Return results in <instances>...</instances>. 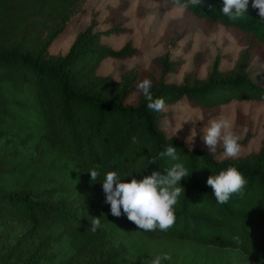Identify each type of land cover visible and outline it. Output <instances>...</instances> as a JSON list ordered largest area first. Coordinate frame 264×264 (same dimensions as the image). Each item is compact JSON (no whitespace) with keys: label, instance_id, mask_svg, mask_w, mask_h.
Returning a JSON list of instances; mask_svg holds the SVG:
<instances>
[{"label":"trees","instance_id":"1","mask_svg":"<svg viewBox=\"0 0 264 264\" xmlns=\"http://www.w3.org/2000/svg\"><path fill=\"white\" fill-rule=\"evenodd\" d=\"M81 1L0 0V235L18 222L56 223L67 257L38 253L31 264H77L75 257L103 250L116 220L144 231L123 214L111 215L101 181L107 171L138 179L152 170L163 174L175 161L158 153L173 145L190 174L180 182L184 192L175 205V222L167 231L144 232L236 247L253 264H264V139L257 152L218 158L207 147H191L168 135L160 125L163 112L150 110L137 90L138 82L147 78L153 98H163L165 105L184 97L192 106L219 110L234 99H264L263 83L239 70L233 76L211 74L198 82L195 69L181 83H169L153 64L120 83L97 71L101 61L131 57L140 49L113 48L101 36L122 29L96 30L93 21L77 32L65 54L50 53V42ZM221 5L222 0H202L188 11L208 26L230 29L246 45L245 53L264 56V20L252 0L247 13L235 20L222 14ZM120 15L115 14L114 21ZM157 61L163 72L172 64L166 57ZM132 91L136 97L128 101ZM133 136L138 143H132ZM229 165L247 183L242 196L219 204L207 177ZM90 169L100 172L98 180H91ZM55 192L61 199L52 200ZM93 217L101 221L95 233L90 231ZM7 239L0 240V264H8V256L19 257L18 238L9 245Z\"/></svg>","mask_w":264,"mask_h":264},{"label":"rangeland","instance_id":"2","mask_svg":"<svg viewBox=\"0 0 264 264\" xmlns=\"http://www.w3.org/2000/svg\"><path fill=\"white\" fill-rule=\"evenodd\" d=\"M119 12L121 15L114 21ZM92 21L96 30L113 26L122 29L101 36L113 48L130 45L140 49L139 54L131 57H108L101 61L97 71L111 74L120 83H127L133 75L140 76L153 64L169 83H181L184 75L195 69L194 77L198 82L211 74L233 76L239 70L264 85L263 55L245 53L246 45L224 25L208 26L188 10L180 15L174 5L163 0H83L62 32L50 42L48 51L54 55L65 54L77 32ZM159 57H166L172 63L170 69L161 70L159 62H155ZM135 97L132 91L127 100L133 101ZM161 111L160 125L165 132L191 147H207L202 137L208 122L214 118L226 119L231 130L239 136V155L257 152L264 139V99H234L219 110H203L183 97L165 105ZM216 152L218 158H224L222 145H217ZM51 196L52 200L61 199L57 192ZM59 231V225L53 222L37 225L18 222L0 235V240L8 238L6 245L18 238L19 257L8 256V264L12 261L31 264L38 253L67 257V245ZM165 253L171 260L162 261V264H253L239 248L150 234L121 220L111 225L103 250L75 258L77 264H150L151 258Z\"/></svg>","mask_w":264,"mask_h":264},{"label":"clouds","instance_id":"3","mask_svg":"<svg viewBox=\"0 0 264 264\" xmlns=\"http://www.w3.org/2000/svg\"><path fill=\"white\" fill-rule=\"evenodd\" d=\"M166 3L174 5L176 13L183 15L190 5H201L202 0H166ZM248 5L249 0H222L220 10L224 16L235 20L247 13ZM251 6L258 10L259 17L264 20V0H252ZM151 88L152 82L147 78L137 84V90L148 102L147 107L153 111H161L165 102L163 98L154 99ZM202 139L209 152L215 153L217 145H222L225 158H235L240 154L239 136L231 130L226 119H211L204 129ZM132 143H138L136 136L132 137ZM158 155L161 158L170 157L175 161L163 174L152 170L138 179L132 174L118 175L115 171H107L101 181L105 202L110 205L111 215L119 218L123 214L128 221L144 231L159 229L163 232L172 227L175 222V205L184 192L180 182L182 178L190 175L180 162L175 146H168ZM152 163H155V159ZM88 172L91 180H98L100 172L97 169H90ZM124 176L128 178L125 179ZM206 183L211 187L217 203L224 204L233 195L242 196L247 182L236 167L229 165L218 174L208 176ZM100 227V218L93 217L90 231L95 233ZM166 260H171V256L165 253L151 258L150 264H162V261Z\"/></svg>","mask_w":264,"mask_h":264}]
</instances>
